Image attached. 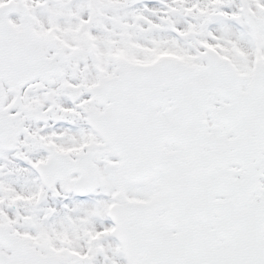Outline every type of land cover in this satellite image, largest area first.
<instances>
[{
	"label": "snow or ice",
	"instance_id": "1",
	"mask_svg": "<svg viewBox=\"0 0 264 264\" xmlns=\"http://www.w3.org/2000/svg\"><path fill=\"white\" fill-rule=\"evenodd\" d=\"M0 264H264V0H0Z\"/></svg>",
	"mask_w": 264,
	"mask_h": 264
}]
</instances>
